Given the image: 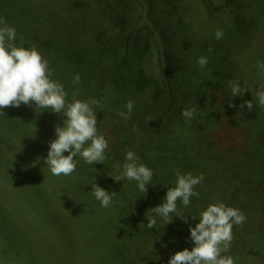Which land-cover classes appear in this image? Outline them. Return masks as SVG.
Wrapping results in <instances>:
<instances>
[{
	"label": "trees",
	"instance_id": "16d2710c",
	"mask_svg": "<svg viewBox=\"0 0 264 264\" xmlns=\"http://www.w3.org/2000/svg\"><path fill=\"white\" fill-rule=\"evenodd\" d=\"M0 19L16 29L17 46L35 47L48 60L69 100L75 89L79 99L100 101L98 128L109 145L105 165H93L96 172L81 161L72 175L51 176L38 158L46 155L60 117L23 105L3 109L4 161L11 163L14 150L27 161L6 166L0 160L8 200L15 201L4 205L0 198V264H21L8 254L22 242L7 231L18 212L61 254L53 263L42 248L29 246L39 264H166L192 247L188 229L198 221L189 215L198 217L217 200L247 217L233 227L227 254L237 264H264V107L255 99L264 86L257 67L264 62V0H0ZM215 29L224 31L223 39L215 40ZM202 55L209 58L206 70L195 63ZM74 74L81 80L76 86ZM228 80H241L250 91L231 98ZM129 100L134 109L125 121L116 113ZM242 100H252L253 110H241ZM195 103L200 117L186 125L181 110ZM18 132L22 138L14 137ZM126 150L153 170L155 185L144 196L133 182L107 176L116 174ZM174 170L204 175L191 205L178 203L188 223L173 217L147 230V210L174 185ZM91 175L118 193L111 208L92 197ZM20 231L30 237L28 225Z\"/></svg>",
	"mask_w": 264,
	"mask_h": 264
},
{
	"label": "clouds",
	"instance_id": "9594fccd",
	"mask_svg": "<svg viewBox=\"0 0 264 264\" xmlns=\"http://www.w3.org/2000/svg\"><path fill=\"white\" fill-rule=\"evenodd\" d=\"M213 35L215 40L219 41L223 39L224 31L215 29ZM16 38V29L0 19V116L5 117L4 108H20L23 105L60 117L61 123L53 126L55 138L47 143L46 155L38 158L43 160V167L47 168L51 176H70L76 172L81 161L92 168L94 164L105 165L109 145L98 128L96 113L100 108V101L92 97L79 99L78 90L75 89L69 100L65 85L53 78L48 60L43 58L35 47L17 46ZM195 63L200 70H206L209 58L199 56ZM257 67L264 70V62L258 61ZM204 74L210 78L209 72L205 71ZM240 81H227L226 86L231 98H243L245 93L250 91L245 84L242 86ZM80 82L79 74H74L73 85H79ZM196 83H199V80ZM255 99L257 106L264 107V86L257 89ZM238 107L252 111L253 101L242 100ZM133 109L134 103L129 100L125 103L124 110L118 111L116 115L127 121ZM199 109L195 103L181 110L186 125L200 117ZM35 132L36 129L32 136ZM114 167L116 174L107 176L117 182H133L136 191L143 196L149 186L155 185L153 170L140 163V157L133 150H126L123 163ZM93 169L96 172V169ZM173 175L174 185L167 188L158 205L148 209L147 215L144 214V227L147 230L164 227L173 217L188 223V219L178 208V203L183 208L191 205L192 198L199 196L196 186L203 183L204 175L181 173L179 170H174ZM86 179L92 197L101 208L109 209L117 202L118 193L99 186L95 175ZM189 216L198 221L188 229L187 240L191 242L192 247L190 250L184 248L176 251L167 258L166 264H237L236 259L227 253L233 240V227L243 225L247 219L244 213L217 200L201 209L198 217Z\"/></svg>",
	"mask_w": 264,
	"mask_h": 264
},
{
	"label": "rangeland",
	"instance_id": "374dc122",
	"mask_svg": "<svg viewBox=\"0 0 264 264\" xmlns=\"http://www.w3.org/2000/svg\"><path fill=\"white\" fill-rule=\"evenodd\" d=\"M5 127V123L2 124ZM0 139L1 137H4L3 135H6V133L1 132L0 131ZM14 137L17 138H22V134L20 132H18V134ZM13 157V160L17 162V160L20 161H27L26 156H24L23 153L20 152H15V150L12 152L11 154V158ZM0 160L2 162H5L4 164L9 165V164H13V162L11 161V163L9 161H4L5 160V153L3 151V149H0ZM6 165V166H7ZM14 171V170H12ZM7 173V169L4 168L3 171L0 170V198L2 199L1 202L4 203V205H15V201L13 199L8 200L7 195H9L10 197V191L7 188L6 184L4 183L2 177L6 176L5 173ZM8 177L12 180L13 178L10 176V173L8 174ZM2 207L4 206L1 203ZM0 205V209L2 208ZM2 212V210H0V213ZM16 221H15V225L12 223L11 227L8 228V232L12 233L14 230V234H13V238L19 241L22 240L21 244L17 247H10L8 248V254L10 255V258H14L13 262L15 263H19V261L21 262V264H39L40 262V258H37V256L35 254H33L30 250H28L29 246H37L42 248L43 251L46 252V255L43 256L46 260L49 261H53V263H55V261H57L58 263L61 262L59 260L60 257V252L56 251V242H54L53 239L48 238L45 234H41L38 232V230L36 228L33 227V225H31V223L28 221L27 216L24 215H20L19 212L18 214H16ZM0 220H2L0 218ZM16 225L18 226V228L16 227ZM25 225H28L29 230H30V237L29 238H21V231L22 228L25 227ZM12 238V240H13ZM26 240H28L29 242H27ZM34 243H37V245H33ZM21 246V248H19ZM34 252H36V250L34 249ZM63 257V256H62ZM61 258V257H60ZM64 258V257H63ZM64 260L66 261V259L64 258Z\"/></svg>",
	"mask_w": 264,
	"mask_h": 264
}]
</instances>
